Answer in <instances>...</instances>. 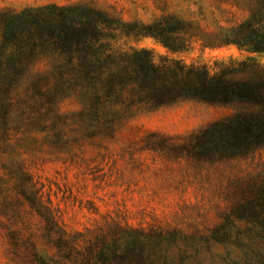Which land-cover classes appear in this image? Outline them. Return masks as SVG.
<instances>
[{
  "label": "rangeland",
  "instance_id": "rangeland-1",
  "mask_svg": "<svg viewBox=\"0 0 264 264\" xmlns=\"http://www.w3.org/2000/svg\"><path fill=\"white\" fill-rule=\"evenodd\" d=\"M73 6L132 32L166 25L169 42L187 41L171 54L152 37L116 32L109 40L129 57L113 70L134 50L264 68V52L226 44L264 16V0H0L9 12ZM66 62L37 51L16 87L0 89V264H86L100 237L124 236L139 238L140 264H264V145L221 154L205 135L251 107L152 104L110 82V68L95 80Z\"/></svg>",
  "mask_w": 264,
  "mask_h": 264
},
{
  "label": "trees",
  "instance_id": "trees-1",
  "mask_svg": "<svg viewBox=\"0 0 264 264\" xmlns=\"http://www.w3.org/2000/svg\"><path fill=\"white\" fill-rule=\"evenodd\" d=\"M52 8L0 11L1 90L16 87L30 68L31 56L37 51H53L57 56L67 58L66 69L74 67L88 79H102L117 57L128 56L109 40L116 32L126 36L152 37L171 54L187 51L184 48L187 41L169 42L167 36L174 30L166 25L157 29L143 26L142 32H132L129 24L109 19L90 8L56 7V12L50 11ZM107 31H110L109 36ZM226 44L249 53L264 52V16L253 17L244 27L235 29L233 38ZM134 53L135 57H130L126 65L122 64L116 70L110 68L106 75L110 82L122 81L135 95L158 105L183 99L213 105L245 104L251 107L248 112L212 124L205 135L213 136L214 140L218 138L214 144L218 145L217 151L221 154H239L264 145L263 67L253 61L234 65L224 61L187 64L168 56L159 57L157 61L148 50H134ZM259 69L261 74L257 72ZM97 242L101 247L90 249L86 264L141 262L137 237L124 236L110 241L100 237ZM174 262V258H169V264Z\"/></svg>",
  "mask_w": 264,
  "mask_h": 264
}]
</instances>
